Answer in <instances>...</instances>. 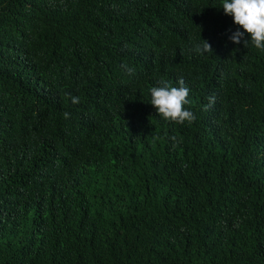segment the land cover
Segmentation results:
<instances>
[{
  "label": "trees",
  "instance_id": "trees-1",
  "mask_svg": "<svg viewBox=\"0 0 264 264\" xmlns=\"http://www.w3.org/2000/svg\"><path fill=\"white\" fill-rule=\"evenodd\" d=\"M222 3L0 0V264H264V51ZM180 78L192 123L150 104Z\"/></svg>",
  "mask_w": 264,
  "mask_h": 264
},
{
  "label": "clouds",
  "instance_id": "clouds-1",
  "mask_svg": "<svg viewBox=\"0 0 264 264\" xmlns=\"http://www.w3.org/2000/svg\"><path fill=\"white\" fill-rule=\"evenodd\" d=\"M222 9L225 15L232 17L237 30L230 36V40L239 45L243 42L245 48L251 43L256 49L264 51V0H223ZM242 29V31H241ZM245 36L250 39H245ZM201 44L195 46V51L200 54L213 53L211 45L202 40ZM122 68L132 75L134 68L122 65ZM161 86H154L150 89V104L156 109L159 116L167 121L178 124L185 122L192 123L196 117L194 113L185 108L190 104V89L185 85L183 78L178 80V86H171L165 81L160 82ZM72 104H78L80 98L71 96ZM215 98L210 97V104ZM65 119L70 118V114L63 113Z\"/></svg>",
  "mask_w": 264,
  "mask_h": 264
}]
</instances>
